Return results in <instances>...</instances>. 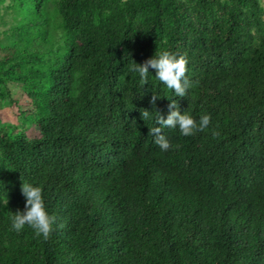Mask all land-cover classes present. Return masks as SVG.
<instances>
[{
	"label": "trees",
	"instance_id": "16d2710c",
	"mask_svg": "<svg viewBox=\"0 0 264 264\" xmlns=\"http://www.w3.org/2000/svg\"><path fill=\"white\" fill-rule=\"evenodd\" d=\"M49 2L19 0L0 58L38 132L0 128V264H264L263 1L57 0L61 43ZM165 50L188 61L185 97L132 70ZM173 99L212 119L164 129V152L150 129ZM23 182L56 217L47 239L11 227Z\"/></svg>",
	"mask_w": 264,
	"mask_h": 264
},
{
	"label": "clouds",
	"instance_id": "9594fccd",
	"mask_svg": "<svg viewBox=\"0 0 264 264\" xmlns=\"http://www.w3.org/2000/svg\"><path fill=\"white\" fill-rule=\"evenodd\" d=\"M188 61L184 56H178L170 51L156 52L152 58H149L142 64L135 63L133 71L139 74L142 82L147 83L150 69L155 70V78L168 90L174 93V97H185L190 86L187 78ZM161 96L154 93L150 103L154 106ZM152 112L144 110L142 118H150ZM156 125L150 129L155 143L164 152L171 147L168 136L164 129L178 130L182 136H192L197 132H203L211 123V115L204 114L199 119L194 118L185 111L181 113L178 102L173 99L168 105L167 116L156 111ZM22 195L25 197V207L23 210H17L11 220V227L16 232L22 231L25 226L34 230L38 237L49 238L54 230L56 217L47 211L41 186L30 182H23L21 185ZM8 202V201H7Z\"/></svg>",
	"mask_w": 264,
	"mask_h": 264
},
{
	"label": "rangeland",
	"instance_id": "374dc122",
	"mask_svg": "<svg viewBox=\"0 0 264 264\" xmlns=\"http://www.w3.org/2000/svg\"><path fill=\"white\" fill-rule=\"evenodd\" d=\"M50 0L49 10L53 19L50 32L55 41L61 43L63 33L58 27L59 19L54 12L55 2ZM263 4H264V0ZM26 22V14L19 0H0V58L15 47L19 41L15 27ZM32 101L22 89V84L7 82V88L0 85V128L13 132H25L28 137L37 136L32 121Z\"/></svg>",
	"mask_w": 264,
	"mask_h": 264
}]
</instances>
